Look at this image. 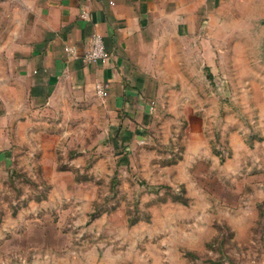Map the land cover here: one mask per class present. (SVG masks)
<instances>
[{"label": "rangeland", "instance_id": "374dc122", "mask_svg": "<svg viewBox=\"0 0 264 264\" xmlns=\"http://www.w3.org/2000/svg\"><path fill=\"white\" fill-rule=\"evenodd\" d=\"M224 1L190 60L162 61L147 126L90 103L18 149L0 264H264V6Z\"/></svg>", "mask_w": 264, "mask_h": 264}, {"label": "crops", "instance_id": "0c3cea01", "mask_svg": "<svg viewBox=\"0 0 264 264\" xmlns=\"http://www.w3.org/2000/svg\"><path fill=\"white\" fill-rule=\"evenodd\" d=\"M233 4L259 11L264 0ZM212 11L211 0H0V171L25 143L41 147L40 136L49 143L53 113L61 125L71 108L101 103L113 122L147 126L162 61L190 60L197 31L204 29V43L211 37ZM94 33L109 59L89 64L83 56ZM97 84L107 89L105 101Z\"/></svg>", "mask_w": 264, "mask_h": 264}, {"label": "built area", "instance_id": "2783aa9c", "mask_svg": "<svg viewBox=\"0 0 264 264\" xmlns=\"http://www.w3.org/2000/svg\"><path fill=\"white\" fill-rule=\"evenodd\" d=\"M81 17L88 19L89 15L87 12H83ZM65 49L69 54H76V49L71 46H67ZM83 59L89 64L106 62L109 59V53L106 50L103 37L100 33H94L92 35L90 46L84 52ZM96 94L105 101L108 94L106 87L102 84H97Z\"/></svg>", "mask_w": 264, "mask_h": 264}]
</instances>
